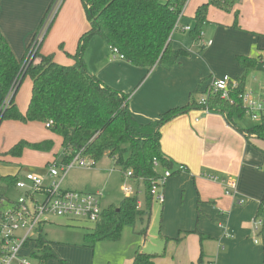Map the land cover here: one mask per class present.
<instances>
[{
	"label": "crops",
	"instance_id": "0c3cea01",
	"mask_svg": "<svg viewBox=\"0 0 264 264\" xmlns=\"http://www.w3.org/2000/svg\"><path fill=\"white\" fill-rule=\"evenodd\" d=\"M51 1L0 0V31L17 60H23ZM234 1L228 10L209 6L207 15L210 12L216 14L208 20L215 25L214 35L221 30L238 37L242 34L247 43L255 45L257 52L252 54L249 46L234 42L230 52L232 68L228 67L223 74L236 78L243 73L236 56L257 58L264 51V0H236L235 4ZM204 3L207 2L196 0L192 19L197 7ZM217 14L222 16L216 18ZM88 29L89 22L80 0H64L38 47L39 52L52 53L58 64L71 65L77 40ZM178 29L188 32L180 26L172 30L171 45L187 54L169 70L155 66L148 71L113 59L109 47L101 39V43L97 41L95 36L85 47L83 60L87 70L105 85L130 94L128 106L139 123L146 124L169 109L186 105L191 92L196 89L197 100L212 78L214 67L209 57L218 49L213 40H208L210 44L201 42L194 50L184 46L178 37L173 40L172 35ZM30 88L31 82L26 78L15 96L22 112L26 110ZM5 124L9 128H41V134L33 141L27 140L30 142L60 141L58 136L43 129L44 126L33 122L23 126L18 122H6L0 124V128ZM239 128L228 125L218 112L205 113L199 109L189 110L164 123L160 128V149L173 163V170H178L179 165L184 170L166 180L163 203L153 200L160 209L156 242L148 243L147 231L141 242H130L127 246L111 243L113 247L101 245L99 249L96 246L101 243L91 248L83 244V238L62 245L51 241L57 256L64 264H131L135 251L140 248L155 255L154 264H262L263 237L254 231L253 222L264 197V141L247 137L240 130L245 128ZM4 129L6 127L1 133L6 135ZM6 150L1 148L0 152ZM24 151L41 154L45 156L44 162H48L56 150L53 146L50 152ZM19 158L6 159L20 163ZM23 173L19 168L7 175ZM227 181L236 185L233 195L225 190ZM238 200L242 202L238 203ZM47 264L61 263L49 261Z\"/></svg>",
	"mask_w": 264,
	"mask_h": 264
},
{
	"label": "trees",
	"instance_id": "16d2710c",
	"mask_svg": "<svg viewBox=\"0 0 264 264\" xmlns=\"http://www.w3.org/2000/svg\"><path fill=\"white\" fill-rule=\"evenodd\" d=\"M53 1L33 34L23 60L15 58L0 31V105L7 99L0 112V124L3 120L49 124L46 129L60 138L59 160L63 163L70 162L79 151L83 157L94 161V165L107 156L122 174L131 171L137 184L142 179V207H137L138 196L135 195L124 196L117 206L103 209L92 229L83 234L84 245L92 248L97 242H116L124 226H133L137 218L143 221V216L146 217L145 225L138 233L145 235L153 202L150 194L152 179L159 175L160 170L173 169V163L160 149V128L189 110H201L195 99L197 89L191 92L186 105L169 109L159 118L142 124L135 120L129 109L130 94L105 85L91 74L85 67L83 52L89 40L97 36L106 46L116 47L124 57L122 61L132 66L148 71L155 66L169 70L187 54L171 45V33L186 0H80L89 29L78 38L71 65L58 64L52 53L41 54L39 48L29 52ZM232 3L233 0L210 1L211 5L227 10ZM208 6L209 3H204L195 11L194 26L188 31L194 40L200 37ZM234 17L236 19L237 12ZM235 60L243 69L242 75L236 77V89L240 93L245 89L248 76L258 66L260 55L257 58L239 55ZM25 78L30 80L31 88L26 110L22 112L17 107L15 96ZM231 97L234 103L221 99L218 94H209L206 105L209 112L222 114L228 125L236 127L237 121L245 115L241 101L237 96ZM240 130L246 135L255 134L258 139H264V119ZM53 146L52 139L39 142L21 139L3 152L11 158H19L25 149L50 152ZM58 158L53 155L46 165ZM154 161H157L158 168H154ZM177 172L179 170H174L172 175ZM16 181L15 176L0 177V209L10 202L6 192L14 189ZM254 219L262 220L258 235L263 237L264 243V197ZM41 232L36 237V251L32 254L34 264H47L49 261L64 264L52 248V242ZM154 258V254L138 248L131 264H154Z\"/></svg>",
	"mask_w": 264,
	"mask_h": 264
},
{
	"label": "built area",
	"instance_id": "2783aa9c",
	"mask_svg": "<svg viewBox=\"0 0 264 264\" xmlns=\"http://www.w3.org/2000/svg\"><path fill=\"white\" fill-rule=\"evenodd\" d=\"M63 1L54 0L52 2L29 52L38 49L48 26ZM182 10L173 30L179 27L178 21L182 16ZM183 30L189 31L190 26L183 27ZM210 43L211 41L207 42V44ZM109 49L113 59L120 61L124 59L116 47H109ZM259 66L261 78L257 87L249 88L245 86V89L240 93H237L238 83L236 78L232 79L229 75H223L219 78L212 77L197 99V103L202 107L201 110L209 113L206 105L207 90L210 94H218L221 99L228 100L230 103H234L231 97L233 95L241 101L244 115L251 121L259 123L264 119V51L260 54ZM6 103L7 99L0 105V112L5 108ZM45 126L48 127L49 124ZM75 164L80 167H90L94 165V161L83 157L79 151L68 163H63L59 159L50 162L45 176L33 172L11 175L17 177L14 190L19 192V196L16 200H10L0 209V264H34L35 259L32 254L36 251V237L42 233L44 225L50 222L52 216L80 219L91 222L93 225L98 221L103 210L100 206L99 192L68 190L63 189L61 186L69 169ZM153 166L154 168L159 167L157 161L153 162ZM178 170L183 171L184 167L179 165ZM173 171V169L160 170L159 175L152 179L150 194L153 200L159 204L164 201L163 188ZM122 178L121 188L125 196H138L137 207H139L141 204L139 202L140 195L143 193L142 179H139L137 184L135 179L132 178L131 171L123 173ZM211 178L215 179V177ZM130 181H132V184ZM235 187L234 182H225L227 193L233 195ZM241 202V200H238V203ZM261 225V219H254L253 229L255 232H258Z\"/></svg>",
	"mask_w": 264,
	"mask_h": 264
},
{
	"label": "rangeland",
	"instance_id": "374dc122",
	"mask_svg": "<svg viewBox=\"0 0 264 264\" xmlns=\"http://www.w3.org/2000/svg\"><path fill=\"white\" fill-rule=\"evenodd\" d=\"M207 3H209V6L211 0H204ZM236 3V0L234 1V4ZM185 9H184V16L179 21V26L184 27L185 25H189L191 28L194 26V21L191 18V16L194 13V7L196 4V0H186L185 2ZM208 6V8H209ZM214 12V10L212 11ZM221 13H225L224 11ZM213 13H209L207 15V23L205 22L204 25L200 28V37L197 40L192 39L189 36L188 32H182L181 30H176L174 32L173 40L175 38H179V40L183 43L184 46L192 49H197V47L201 44V42H206L208 40H213L215 43V46L218 48L216 52L212 53L210 55V63L214 67V71H212L213 75L211 77H222L226 72V69L228 67L232 68V61L230 57L231 48L234 44H244L245 46L250 47V52L252 54H255L257 51L255 49L254 43H247L243 35H239V37L236 35L229 34L228 32L221 30L218 35H214V24L208 23V20L211 21V18H215ZM222 14H217L216 18L221 17ZM95 39H98L97 41L100 42V38L95 36ZM101 43V42H100ZM249 52V51H248ZM231 77V76H230ZM232 79H235L234 77H231ZM261 78V70L260 66L258 65L257 69L248 76L246 81V86L249 88H256L259 80ZM26 79V78H25ZM23 91V90H22ZM204 91V90H203ZM23 93V92H22ZM21 95L23 96V94ZM206 94H210V92L207 90ZM26 97V95H25ZM17 104V103H16ZM18 107V105H17ZM19 108V107H18ZM20 110V109H19ZM21 111V110H20ZM6 122H17L12 120H3L1 124ZM19 123V122H18ZM38 125H41L43 129L46 128V126L40 122H33ZM256 122L251 121L248 117H244L240 121H237V125L240 128H247L249 126L254 125ZM19 125H27L19 123ZM4 132L6 131L7 134L1 133V130L3 128ZM34 132H33V131ZM43 131L41 128L32 127L24 128L20 126H12L9 128V126H1L0 128V149H10L17 141L24 139V140H30L33 141L35 138L41 134L40 132ZM247 137L250 138H257L255 134H247ZM258 139V138H257ZM261 141H264V139L259 138ZM12 142H15L11 144ZM9 143L11 145H9ZM264 143V142H262ZM60 141L54 140V151L55 155H57L60 159ZM6 152H0V177L7 175L9 173L14 172L15 170L21 168L23 172H33L35 174L45 176L48 165H46L47 162H44L45 156H42L41 154H29L26 151H23L21 157L19 158L20 163H16L14 159H6L9 158L8 155L5 154ZM36 153V152H32ZM122 171L119 170L118 167L114 166L112 159L105 156L96 163L93 166L90 167H80L77 164L69 169L68 173L64 177L62 181V188L68 189V190H83L88 192H99L100 193V206L101 208H107L110 206H117L119 202L122 200V198L125 196V193L122 190ZM132 184V181H130ZM129 183V184H130ZM19 196V192L14 190L13 188H10L6 192V197L10 200H16ZM139 202L140 208L143 204V193L140 195ZM159 207L156 202H153L152 207V214L150 213V219L147 227V241L148 243L156 242L155 239L158 237V226H159ZM145 219L146 217L143 216V221L140 219H136L133 226H124L121 230L120 238L116 242H97L99 244L97 249L99 247H104L105 245H108V247H113L111 243H115V245H125L127 246L130 242L134 243V241L141 242L143 240V235L139 234L138 232L144 227L145 225ZM44 236L47 240L52 241L57 244H65V243H71L74 241H79L83 238V234L87 231H90L93 227V224L91 222L83 221L80 219H69L62 216H52L50 218V222L44 225ZM262 241V239H261ZM104 243V244H102ZM115 247V246H114ZM33 261V259H32Z\"/></svg>",
	"mask_w": 264,
	"mask_h": 264
}]
</instances>
